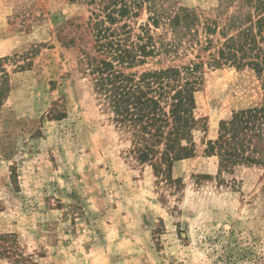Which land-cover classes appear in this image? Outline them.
<instances>
[{
    "label": "rangeland",
    "instance_id": "obj_1",
    "mask_svg": "<svg viewBox=\"0 0 264 264\" xmlns=\"http://www.w3.org/2000/svg\"><path fill=\"white\" fill-rule=\"evenodd\" d=\"M87 1L0 0V264H264V163L218 174L205 151L220 121L260 103L264 73L203 66L195 153L160 178L86 75ZM179 1L217 15V0Z\"/></svg>",
    "mask_w": 264,
    "mask_h": 264
},
{
    "label": "trees",
    "instance_id": "obj_2",
    "mask_svg": "<svg viewBox=\"0 0 264 264\" xmlns=\"http://www.w3.org/2000/svg\"><path fill=\"white\" fill-rule=\"evenodd\" d=\"M87 4L97 55L84 57V70L93 91L129 134L132 158L171 181L173 163L195 153L199 119L193 113L194 92L203 80V66L264 73V0H217V15L203 19L179 0ZM143 12L145 21L139 22ZM200 51L208 52L206 62ZM6 58H0V105ZM261 88L260 103L220 121L217 138L206 142L205 151L218 156V174L236 165L264 163V79ZM4 238L0 235L1 242ZM6 250L0 244V256Z\"/></svg>",
    "mask_w": 264,
    "mask_h": 264
}]
</instances>
